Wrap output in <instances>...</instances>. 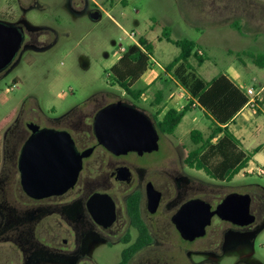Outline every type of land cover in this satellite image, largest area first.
Returning <instances> with one entry per match:
<instances>
[{"label": "flooded vegetation", "instance_id": "flooded-vegetation-1", "mask_svg": "<svg viewBox=\"0 0 264 264\" xmlns=\"http://www.w3.org/2000/svg\"><path fill=\"white\" fill-rule=\"evenodd\" d=\"M21 8L22 16L9 23L21 27L22 42L12 62L0 72V82L20 65L26 51H39L40 38L51 32L46 27L33 29ZM14 87L1 93L8 97ZM18 104L20 108H10L0 118V264H96L92 255L102 248L112 251L114 264H221L231 255H236L232 264H264V253L256 250L264 232V187L246 182L248 176L213 179L197 169L188 154L179 160L168 142L160 143L161 136L169 135L162 134L155 116L145 112L158 132V150L115 156L98 144L92 130L94 116L111 103L92 111L90 127L84 122L86 115L72 117V110L53 122L65 121L59 129L42 126V115L26 109V100ZM29 124L39 130L67 131L79 153L93 149L82 160L75 185L62 195L33 199L21 186L19 160L32 135ZM150 187L159 194L153 213L148 207ZM95 194L107 195L113 203L110 224V201L107 212L99 213L101 224L92 216L87 204ZM231 194L239 196L238 208L248 202L252 223L240 225L212 214ZM191 201L202 202L201 210L195 211L198 218L211 214L203 235L189 239L176 221H183L178 214ZM259 249L264 251V245Z\"/></svg>", "mask_w": 264, "mask_h": 264}, {"label": "rangeland", "instance_id": "rangeland-1", "mask_svg": "<svg viewBox=\"0 0 264 264\" xmlns=\"http://www.w3.org/2000/svg\"><path fill=\"white\" fill-rule=\"evenodd\" d=\"M21 6L25 20L51 32L40 38L39 51H26L20 65L0 82V118L10 108H20L23 100L32 114L42 115V126L57 129L65 121L53 122L72 110V117L86 115L84 122L90 127L96 107L118 100L154 115L155 122L170 108L182 110L188 103L187 91L164 72L179 49L161 39L164 28L172 40H191L200 49L201 65L194 56L188 60L197 76L209 81L225 75L243 91L252 87L264 106V67L251 59L264 56V0H0V20H17L22 16ZM93 11L101 13L98 21L89 19ZM124 31L135 32L136 41L144 38L153 46L150 68L134 86L143 91L137 101L114 84L109 70L121 56L120 45L127 50L135 45ZM13 84L8 97L1 93ZM157 91L163 92L158 105ZM190 110L173 135L160 139V143L168 142L179 160L195 148L189 138L191 130L200 131L204 138L210 132L204 114L193 107ZM230 128L243 151L258 149L249 166L264 169V114L245 110ZM160 152L162 148L155 155ZM242 174L235 178L248 176L246 182L264 187V176ZM260 244L264 245V232L256 242L262 254ZM96 251L93 263L114 264L111 250ZM235 260L236 255H231L221 264Z\"/></svg>", "mask_w": 264, "mask_h": 264}, {"label": "water", "instance_id": "water-1", "mask_svg": "<svg viewBox=\"0 0 264 264\" xmlns=\"http://www.w3.org/2000/svg\"><path fill=\"white\" fill-rule=\"evenodd\" d=\"M88 17L91 21H98L101 13L93 11ZM20 29L16 24L0 20V72L12 62L20 48ZM28 128L32 135L24 145L19 160L24 192L33 199L64 194L75 185L82 168V160L89 157L93 149L79 153L72 136L64 130H39L34 124H29ZM92 130L98 144L115 156L128 153L143 155L159 148V135L152 120L135 105L122 100L99 110L94 116ZM147 197L149 211L153 213L158 206L159 194L150 187ZM238 197L236 194L227 196L212 214L240 225L252 223L254 217L249 216L248 202L238 208ZM108 201L111 204L107 224H110L113 221V203L110 198L107 195L95 194L89 199L87 206L97 223L101 224L99 213L103 210L107 212ZM200 204L202 202L191 201L184 205L178 214V218L183 217V221L177 220L176 224L186 238L203 235L206 225L209 224L211 213L202 218L195 215V211L200 209ZM205 206L207 205L204 204Z\"/></svg>", "mask_w": 264, "mask_h": 264}, {"label": "trees", "instance_id": "trees-1", "mask_svg": "<svg viewBox=\"0 0 264 264\" xmlns=\"http://www.w3.org/2000/svg\"><path fill=\"white\" fill-rule=\"evenodd\" d=\"M33 28V27H32ZM39 29V28H33ZM161 39L166 40L179 49V54L165 68V74L178 81L187 91L188 103L182 110L168 109L157 122L159 131L165 135H173L184 116L191 108L199 109L210 121L209 135L204 138L198 130H191L189 138L195 148L188 153L196 161L195 167L202 169L213 179L230 181L239 174L258 149L246 152L241 149L239 139L230 130L229 125L247 103L244 91L230 78L219 75L209 81L197 76L188 63L190 57H195L202 64L200 49L191 40H172L167 28L161 33ZM153 46L144 38L138 39V46L121 55L110 67V74L117 85L132 100L137 101L143 91L134 88L136 82L150 68V55ZM253 62L264 67V56H251ZM155 104H159L163 92H156ZM191 160L190 166H194Z\"/></svg>", "mask_w": 264, "mask_h": 264}, {"label": "built area", "instance_id": "built-area-1", "mask_svg": "<svg viewBox=\"0 0 264 264\" xmlns=\"http://www.w3.org/2000/svg\"><path fill=\"white\" fill-rule=\"evenodd\" d=\"M124 35L126 38L131 40L135 45L138 46V41H136V34L135 32H126L124 31ZM126 48L123 46H119L118 53L120 55H123L126 52ZM244 94L247 98V103L241 110V113L247 110L248 113H255L260 112L261 114H264V106L261 107V100H260V93L256 92L252 87L248 88L246 91H244ZM250 163V162H249ZM248 165L241 170V173L247 174V175H253L254 173L257 176H264V169L258 168V167H252Z\"/></svg>", "mask_w": 264, "mask_h": 264}, {"label": "crops", "instance_id": "crops-1", "mask_svg": "<svg viewBox=\"0 0 264 264\" xmlns=\"http://www.w3.org/2000/svg\"><path fill=\"white\" fill-rule=\"evenodd\" d=\"M27 22H28V21H27ZM28 24H29L31 27H33V28H43V27H44V26H39V25L32 24V23H30V22H28ZM46 28H47V27H46ZM116 61H117V60H116ZM115 63H116V62H115ZM241 114H242L241 112H240L239 114H237L236 117L234 118L233 122H231V124L234 123V122H236L237 118H238ZM231 124L229 125V128H230ZM230 130H231V128H230ZM256 155H257V154H256ZM253 158L255 159V156H254ZM253 158H252V160H253ZM252 160L250 161V163H252Z\"/></svg>", "mask_w": 264, "mask_h": 264}]
</instances>
